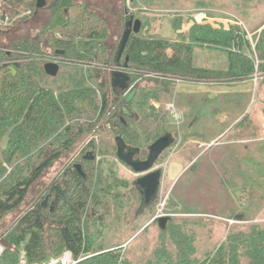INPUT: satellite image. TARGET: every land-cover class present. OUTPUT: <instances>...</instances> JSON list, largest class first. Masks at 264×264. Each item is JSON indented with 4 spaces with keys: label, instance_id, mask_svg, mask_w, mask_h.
I'll return each instance as SVG.
<instances>
[{
    "label": "rangeland",
    "instance_id": "rangeland-1",
    "mask_svg": "<svg viewBox=\"0 0 264 264\" xmlns=\"http://www.w3.org/2000/svg\"><path fill=\"white\" fill-rule=\"evenodd\" d=\"M85 1L94 2L99 13L105 18L106 30L102 41L106 47V54L102 60H106V68L95 61L74 60L75 62L66 64L63 61L58 63L54 60L52 62L59 66L57 75L55 77L45 76L46 79L42 80V83L53 91L64 87L65 84L70 87L82 80L84 86L96 90L97 74L104 73V69L107 73L114 70L122 71V69L115 68L114 62L109 63L108 60L113 59L119 44L124 23L127 20L125 11L127 18L133 16L141 22L138 35L142 38L181 40L182 35L185 36L189 27L194 23L224 28L232 26L242 32L249 41L251 49L250 51L244 50V52L249 60H253L255 68L260 60V52L255 48L259 36L262 33L264 36V0ZM22 15L21 11L20 16ZM47 16L48 14L44 11L31 21L21 18L9 20L7 27H5L6 24H2L0 26V48H6L14 38L34 34L45 23ZM173 20L180 22L181 38L176 37V32L172 29ZM76 40H81V38ZM201 50L208 52L206 60H209V65H212L210 68L225 69L216 60H228L226 53L208 49V47H202ZM125 57L123 54L121 63ZM250 80L257 89L256 105L258 107L256 112L251 113L254 115L255 123L247 120L251 115L243 113L244 109H242L250 102L249 93L247 97L235 94L219 97L207 91L202 95H188L187 100L185 95H178L179 100L175 99L177 108L181 107L180 104L188 103V111L182 115V119L186 118V121H190L191 129L184 131L183 121L177 122L174 115L171 117L164 111L166 124L169 128L171 127V132L176 135V138L155 163L154 169L161 171V179L154 200L147 206L141 204L140 194L134 184L138 175H135L116 157L115 136L111 131L116 121L113 116L124 104L122 97H115L111 91L107 90L109 110L106 116L100 118L97 123L91 124L90 131L78 138L69 152L42 173L30 188L25 204L18 211L2 219L0 232H7L15 220L31 206L47 199L52 193L50 186L58 187L64 181L69 183V173L75 164H81L82 172L85 174V179L79 178L80 182L85 184L92 194H98L94 202L90 200L88 202L89 208H92L88 210V214L92 215L87 221L89 233L94 239L92 251L121 249L120 255L126 264H175V260L178 259V246L170 240L169 230L162 232L159 228V217L168 218L166 227L174 225L187 232L192 230L191 233L194 236L191 242L195 252L191 258H195L196 264L204 261L215 247L225 242L229 233L245 231L255 226L264 229V141L252 142L243 149L244 145L240 147L221 143L226 140V136L216 146L213 145L209 152L193 162L191 161L198 151L196 152L187 143L194 139L199 143L208 142L213 138L217 140L218 135L234 123L240 115L242 116L239 122L237 121L238 124L237 122L233 124L238 125L239 128L235 130L236 134L241 135V139L249 138L251 141L254 138L263 139L264 70L259 69L247 80L236 83ZM142 85H147V83ZM147 87L151 88L152 84H148ZM173 89L171 99L167 97V100L159 103L162 110L172 101ZM251 92L252 88H250ZM98 101L99 96L96 95V102ZM130 105L131 112L137 113L134 116L135 119L139 118L138 125L142 124L141 129L144 130L147 127L153 129L154 121L144 117L147 107L137 108L135 102ZM177 108L175 111L178 110ZM216 108L225 111L230 122L223 124L218 116L220 114L214 113ZM182 110L181 107L180 111ZM179 113L176 112V114ZM106 120L108 123H105ZM169 123L172 125L170 126ZM89 142L94 145L95 149H87ZM6 143V135H3L0 137V155L6 148ZM39 154L38 150L33 149L29 155L18 157L10 163H4L6 171L0 176V189L9 184L11 178L18 173L21 172L23 175L28 168L27 165L39 160ZM87 154L94 156V160L87 164L80 162L81 156ZM237 154L240 158L238 160H236ZM177 155H182L185 160L177 159ZM253 155H256V158ZM176 163L177 166L173 167ZM215 165L226 169L230 177L218 176L213 171L211 173L210 170ZM124 244L127 246L120 248ZM241 261L242 264H248L245 258Z\"/></svg>",
    "mask_w": 264,
    "mask_h": 264
},
{
    "label": "trees",
    "instance_id": "trees-1",
    "mask_svg": "<svg viewBox=\"0 0 264 264\" xmlns=\"http://www.w3.org/2000/svg\"><path fill=\"white\" fill-rule=\"evenodd\" d=\"M45 1L47 5L43 10L48 16L36 35L12 39L5 48L9 55L0 51V137L6 135L7 138L6 148L0 155V176L6 171L4 163L29 155L33 149L40 153L39 160L27 165L23 175L18 173L0 189V223L5 216L25 204L30 188L42 173L69 152L76 140L90 131L91 124L106 116L109 110L107 90L115 97H122L123 104L129 92L126 90L115 95L110 85V72L105 69L104 73L96 75V90L84 86L83 80L70 87L65 84L56 91L42 83L47 76L43 71L47 62L55 60L69 64L74 60H84L101 63L103 67L107 64L106 60H102L106 54L102 41L106 23L98 8L79 0ZM34 2L2 0L8 20L27 19L25 13L35 10ZM180 28V22L173 20L172 29L178 38L182 35ZM182 36L181 40L170 41L132 34L123 52L128 57L123 71L131 78L130 87H137L135 99L129 103L128 109L133 102L137 108L147 107L145 119L156 124L153 129L147 127L142 130L140 123L146 120L138 125L139 118L136 122L134 118L123 116L121 107L113 116L116 121L111 131L114 136H120L126 145L139 148V158L146 157L149 143L165 133L172 134L164 111L161 108L155 110L152 104H148L149 101L161 103L167 97L170 99L176 82L235 83L247 80L259 69L264 70L263 33L255 48L260 52L256 68L244 52L251 49L249 41L232 26L224 28L194 23ZM195 47H208L226 53L228 68L211 70L194 67L192 52ZM57 50L63 53L56 54ZM108 62H114V55ZM11 69L15 70V75H12ZM143 83L152 84V87L148 88ZM96 95L99 96L98 102ZM187 104L183 105L187 107ZM183 123V131L190 129V121L185 118ZM172 136L175 141L176 135ZM91 148L95 149L89 142L87 149ZM80 162L87 164L92 161L81 156ZM72 168L69 183L64 181L58 187L50 186L52 193L45 199L46 203L39 201L31 206L1 235L4 252L0 263L17 264L22 252L28 262H41L68 250L75 258L85 256L77 264H126L120 255L121 249L92 251L94 239L87 222L92 215L88 214V210L92 208H89L88 202H94L98 194H92L85 184L77 182L72 175L74 165ZM161 230H169L170 240L178 246L175 264H196L195 258H191L195 252L191 242L194 236L192 230L187 232L174 225ZM243 258L248 264H264V229L255 226L229 233L225 242L215 247L199 264H242Z\"/></svg>",
    "mask_w": 264,
    "mask_h": 264
},
{
    "label": "water",
    "instance_id": "water-1",
    "mask_svg": "<svg viewBox=\"0 0 264 264\" xmlns=\"http://www.w3.org/2000/svg\"><path fill=\"white\" fill-rule=\"evenodd\" d=\"M131 2L133 0H130ZM44 0H37L36 8L40 9L44 7ZM1 21L5 20V12H2L0 17ZM141 22L138 19H134L132 16L126 21L125 29L121 35L119 44L114 52V63L116 68H120V60L129 40L131 34H137L140 30ZM56 54H62L63 51L57 50ZM128 57H125V62L123 67L127 65ZM59 66L54 62H47L43 66L44 73L49 77H55L57 75ZM12 75H15V70L11 69ZM130 76L123 71L114 70L110 73V85L113 89L115 95L120 94L130 88ZM137 92V87H132L128 94L125 97L124 105L121 108V114L126 117H133V114L128 109L129 103L135 97ZM116 146V156L119 161L128 166L133 173L138 175V178L135 180V186L140 191L142 196L143 206H147L155 198L158 191V187L161 179V171L159 169H154L155 163L158 160L159 156L168 149L173 143L174 138L170 133H166L163 136L156 139L152 144L147 147V157L145 160L135 159L134 156L139 153L138 148L130 147L125 144L123 139L120 136L114 138ZM88 160H93V156L85 157ZM74 168L79 175H83L81 170V165L75 164ZM61 198L63 196L57 190ZM46 203V200H44ZM168 221L167 217L158 218V226L161 229H164Z\"/></svg>",
    "mask_w": 264,
    "mask_h": 264
},
{
    "label": "crops",
    "instance_id": "crops-1",
    "mask_svg": "<svg viewBox=\"0 0 264 264\" xmlns=\"http://www.w3.org/2000/svg\"><path fill=\"white\" fill-rule=\"evenodd\" d=\"M199 48H201V47H198V48L195 47L193 49V52H192V65L194 67L202 68V69H211V70H226L228 68V62L229 61L227 59L226 60H216L217 63H221V67H224L225 69H212V68H210V66H212V65H209V63H208L209 60H206V57H208V55H206V54L208 52H206V51L204 52L201 50L202 48L201 49H199ZM195 59H197V60H195ZM210 87H211V90H210ZM250 88H252L251 93H250ZM207 91H208V93H211V94H213L215 96H219V97L220 96H222V97L233 96L234 94L236 96L245 95V97H247V95L249 93L250 102L247 104V106L245 105L242 108V109H244L243 113H246V114L248 113L251 115L252 112H256V109L258 107L256 105V103H257V99H256L257 98V89L255 88V85L253 82H251V80L245 81L242 83H236L235 82V83H211V84L176 82L174 84L172 101L167 104V107H168V105L173 106L176 119L178 120L177 122H179V123H181L182 121L184 122V120L182 119V117H183L182 115L186 114V112L188 111V108L185 105L180 104V106L183 109L182 111H180L181 107H179L180 109L176 107L177 105H176L175 99L178 97V95H181V96L185 95L184 97L187 98L188 95H202V94L207 93ZM171 97H170V99H171ZM176 108L178 109L177 110L178 113L180 112L179 114H176V112H177V111H175ZM214 113L220 114L218 116H219V119L222 121L223 124L225 122H227V123L230 122L229 117L227 115H225L226 112L220 110V108H216ZM241 116L242 115H240L239 118L235 119L234 123H231L224 131H222L220 133V135H218L219 138L217 137V140H215L216 138H213L208 142L199 143L196 139H194V140L187 142L189 144V146H192V148L195 149L196 152L198 151L194 155L191 162L195 161L196 158H199V157H202L203 155H205L207 152H209L212 149L213 145L216 146L219 143V141L222 139H225L226 136H227L226 140L224 142L222 141L221 143H225V145H237L240 147H241V145H244V147H242L243 149L247 148L248 147L247 144H251L252 142L255 143L258 140L264 141V138L263 139L262 138L261 139L260 138H258V139L254 138L252 141L249 138L248 139H241L242 136L241 135L238 136L236 134L235 130L239 129V128H238V125L234 126L233 124H235L240 119ZM247 120H250L253 123L256 122L254 115H251L250 117H248ZM238 122H237V124H238ZM188 127L191 129V125H189ZM242 134H244V133H242ZM250 134H254V133L250 132ZM192 153H194V152H192ZM237 155H236V158H237L236 160L240 159L239 154H237ZM214 157H216V156H214ZM253 157L256 158V155H253ZM177 159L185 160L182 157V155H177ZM219 159L220 158H218V160ZM216 161H215V164H216ZM220 161H222V160L220 159ZM230 161H233V160H230ZM189 163H190V161H189ZM176 166H177V163L175 165H173V167H176ZM212 171L215 174L217 173L218 176H223V177L229 176V175H227V172H226L227 170L224 168H219V165L213 166V168H211L210 172L212 173Z\"/></svg>",
    "mask_w": 264,
    "mask_h": 264
},
{
    "label": "flooded vegetation",
    "instance_id": "flooded-vegetation-1",
    "mask_svg": "<svg viewBox=\"0 0 264 264\" xmlns=\"http://www.w3.org/2000/svg\"><path fill=\"white\" fill-rule=\"evenodd\" d=\"M36 2H37V0H35V2H34V11H30V10H27V13H25L27 16H28V18L26 19L27 21H31V20H33L39 13H41V12H47L46 10H43V8H45L46 7V5H47V1H45L44 0V2H45V5H44V7H42V8H40V9H37L36 8ZM81 2V1H80ZM83 2H85V3H87V4H90V5H94L96 8H97V6H96V4L94 3V2H92V1H83ZM125 18L128 20L129 18H130V16L127 18V12L125 11ZM133 17V16H132ZM126 20V21H127ZM126 21H125V23H126ZM125 23H124V28H123V31H124V29H125ZM8 26V24L5 26V27H7ZM5 27H3V28H5ZM141 28V27H140ZM40 29V28H39ZM30 31H32L33 32V30H30ZM39 30L37 29L36 31H35V33L34 34H29L28 36H30V37H34L35 35H36V33L38 32ZM139 32H140V30H139ZM138 32V33H139ZM123 33V32H122ZM137 33V34H138ZM133 34V33H132ZM131 34V35H132ZM122 35V34H121ZM57 37H59V35L57 36ZM121 38V37H120ZM1 50H3L4 52H6L7 53V55H9V52L7 51V49H5V48H0V51ZM125 62V61H124ZM123 62V63H124ZM123 63H120L121 64V67L119 68V69H122V71H123V68H125V67H123L122 65H123ZM116 68V67H115ZM0 69H1V66H0ZM123 72H125V71H123ZM111 73V72H110ZM112 88V87H111ZM113 90V89H112ZM148 104L150 105V104H152L153 106H154V108H155V110H157V109H159L160 108V105H159V103H156V102H152V101H150V103L148 102ZM163 111H165V113L166 114H168V115H170L171 117L173 116L170 112H169V110H168V108H167V104H166V106H165V108H164V110ZM130 118H134L135 119V116L133 115V117H130ZM135 121L137 122V119H135ZM153 124L155 125L156 123L155 122H153ZM169 125L171 126L172 124L171 123H169ZM169 129H171V127L169 128ZM166 134V133H165ZM172 135V134H171ZM163 136V135H162ZM116 137V136H115ZM161 137V136H160ZM173 137V136H172ZM159 138V137H158ZM157 138V139H158ZM155 141V140H154ZM153 141V142H154ZM153 142H151V143H149V145L150 144H152ZM115 143V142H114ZM148 145V146H149ZM147 146V147H148ZM147 147H146V157H147V154H148V152H147ZM134 148H137V147H134ZM139 149V148H138ZM167 150V149H166ZM165 150V151H166ZM115 151H116V146H115ZM139 153H140V149H139ZM138 153V154H139ZM138 154L137 155H135L134 156V158L135 159H139V160H145L146 159V157H138ZM162 155V154H161ZM160 155V156H161ZM89 157V156H92V155H89V154H87V155H85L84 156V159H86L85 157ZM159 156V157H160ZM94 157V156H93ZM117 157V156H116ZM86 160H88V159H86ZM94 160V159H93ZM93 160H89V161H93ZM121 162V161H120ZM124 164V163H123ZM125 165V164H124ZM128 167V166H127ZM132 171V170H131ZM83 173V172H82ZM135 174V173H134ZM72 175L74 176V178L77 180V182H79V183H81L80 182V180H79V178H82V179H85V174L83 173V175H79L77 172H76V170H75V172H72ZM135 175H137V174H135ZM138 178V177H137ZM136 178V179H137ZM134 184H135V182H134ZM136 187V186H135ZM136 190L138 191V193L140 194V197H141V204H142V196H141V193H140V191L137 189V187H136ZM154 200V199H153ZM152 200V201H153ZM151 201V202H152ZM143 205V204H142Z\"/></svg>",
    "mask_w": 264,
    "mask_h": 264
},
{
    "label": "built area",
    "instance_id": "built-area-1",
    "mask_svg": "<svg viewBox=\"0 0 264 264\" xmlns=\"http://www.w3.org/2000/svg\"><path fill=\"white\" fill-rule=\"evenodd\" d=\"M2 12H5V11L3 10L2 0H0V17L2 15ZM7 23H9V20L5 14V20L4 21L0 20V26L2 24L7 25ZM167 108H168L169 112L175 116L173 106L168 105ZM231 222H233V221H231ZM2 234H3V232L1 231L0 232V260L3 256V252H4V246H3L2 241H1V235ZM126 246H127V244H124V245L120 246V248H125ZM84 259H85L84 255H80L78 258H75L70 251L66 250L59 256H51L48 259L41 261V262H28L24 256V253L22 252L20 254V257H19L17 264H77L78 262H80ZM0 264H2V263H0Z\"/></svg>",
    "mask_w": 264,
    "mask_h": 264
}]
</instances>
